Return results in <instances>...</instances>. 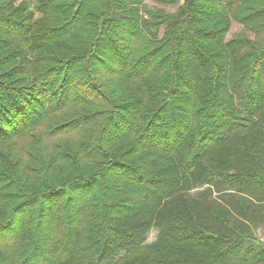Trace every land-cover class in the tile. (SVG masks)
Returning a JSON list of instances; mask_svg holds the SVG:
<instances>
[{
  "label": "trees",
  "instance_id": "1",
  "mask_svg": "<svg viewBox=\"0 0 264 264\" xmlns=\"http://www.w3.org/2000/svg\"><path fill=\"white\" fill-rule=\"evenodd\" d=\"M180 1L0 0V264H264V0Z\"/></svg>",
  "mask_w": 264,
  "mask_h": 264
},
{
  "label": "rangeland",
  "instance_id": "2",
  "mask_svg": "<svg viewBox=\"0 0 264 264\" xmlns=\"http://www.w3.org/2000/svg\"><path fill=\"white\" fill-rule=\"evenodd\" d=\"M183 0H181L178 4H181ZM146 8L148 10H162L163 12L166 13H173L176 10V6L174 7H165L159 4L158 0H145L144 2ZM31 7V6H30ZM246 34V36L251 39V40H256L258 42L264 43V35H258V34H254L250 31L244 30L241 26L237 25V24H232L230 27L229 32L226 35V39L230 40L233 37H235L238 34ZM161 35V33L159 34V36ZM198 190H193L191 191L189 194L193 195L196 194ZM215 196V195H213ZM252 236L257 239L258 241H260L261 243H264V226L260 227L259 229H257V231L252 234ZM156 238V231L155 230H150V232L148 233L147 236V243H151L155 240Z\"/></svg>",
  "mask_w": 264,
  "mask_h": 264
}]
</instances>
